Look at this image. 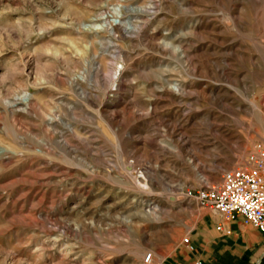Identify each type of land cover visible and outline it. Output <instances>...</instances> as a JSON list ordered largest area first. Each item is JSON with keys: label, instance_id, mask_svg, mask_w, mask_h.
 Returning <instances> with one entry per match:
<instances>
[{"label": "rangeland", "instance_id": "obj_1", "mask_svg": "<svg viewBox=\"0 0 264 264\" xmlns=\"http://www.w3.org/2000/svg\"><path fill=\"white\" fill-rule=\"evenodd\" d=\"M262 122L264 0H0V264H174Z\"/></svg>", "mask_w": 264, "mask_h": 264}, {"label": "built area", "instance_id": "obj_2", "mask_svg": "<svg viewBox=\"0 0 264 264\" xmlns=\"http://www.w3.org/2000/svg\"><path fill=\"white\" fill-rule=\"evenodd\" d=\"M188 197L200 208L221 215L225 222L239 217L264 234V151H258L245 166L224 172L219 183L199 188L194 194L189 192ZM181 243L188 251L193 250L187 236ZM151 261L147 255L145 263Z\"/></svg>", "mask_w": 264, "mask_h": 264}, {"label": "crops", "instance_id": "obj_3", "mask_svg": "<svg viewBox=\"0 0 264 264\" xmlns=\"http://www.w3.org/2000/svg\"><path fill=\"white\" fill-rule=\"evenodd\" d=\"M186 236L193 250L188 251L182 245L183 251L173 261L174 264H220L223 261L238 264L242 256L250 259L247 264H260L264 257V235L239 217L225 222L221 215L208 210V214L203 215L196 228ZM256 247L263 249L251 261Z\"/></svg>", "mask_w": 264, "mask_h": 264}, {"label": "bare ground", "instance_id": "obj_4", "mask_svg": "<svg viewBox=\"0 0 264 264\" xmlns=\"http://www.w3.org/2000/svg\"><path fill=\"white\" fill-rule=\"evenodd\" d=\"M112 13L115 15V19L106 20V18H107L106 16L99 14L96 17L97 18L96 20L99 21V23L98 24H91V25H89V27L91 29H94V30H106V31H113L114 27H122L125 24V22H120V15L118 13H116V9H113ZM121 20H123V19H121ZM124 27H125L126 31L132 32V30H133V27L129 23L125 24ZM174 91L178 92L179 90H177V88H175ZM259 123H261V122L259 121ZM262 125H264L263 122H262ZM139 178L140 179L135 180L136 185H140L142 183L143 177L139 176ZM154 211H155L154 209L149 208L148 210H145L143 213L147 216H151L152 212H154ZM59 263L65 264V262H62V261H60ZM67 264H70V263H67Z\"/></svg>", "mask_w": 264, "mask_h": 264}]
</instances>
